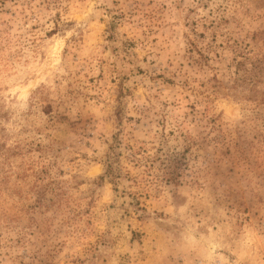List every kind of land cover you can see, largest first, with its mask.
<instances>
[{"label":"rangeland","instance_id":"obj_1","mask_svg":"<svg viewBox=\"0 0 264 264\" xmlns=\"http://www.w3.org/2000/svg\"><path fill=\"white\" fill-rule=\"evenodd\" d=\"M0 264H264V0H0Z\"/></svg>","mask_w":264,"mask_h":264}]
</instances>
